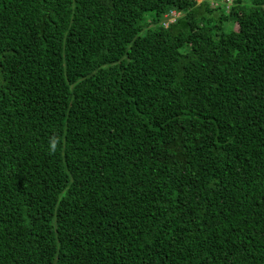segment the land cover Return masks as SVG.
Wrapping results in <instances>:
<instances>
[{
  "label": "trees",
  "instance_id": "16d2710c",
  "mask_svg": "<svg viewBox=\"0 0 264 264\" xmlns=\"http://www.w3.org/2000/svg\"><path fill=\"white\" fill-rule=\"evenodd\" d=\"M214 1L0 0V264H264V0Z\"/></svg>",
  "mask_w": 264,
  "mask_h": 264
},
{
  "label": "rangeland",
  "instance_id": "374dc122",
  "mask_svg": "<svg viewBox=\"0 0 264 264\" xmlns=\"http://www.w3.org/2000/svg\"><path fill=\"white\" fill-rule=\"evenodd\" d=\"M211 1L213 2L214 0H211ZM214 2H215V3L218 2L219 4L222 5L223 8H225L226 6L228 7V6L231 4V2L229 3V1H227V0H217V1L215 0ZM244 5H245V6H249V5H251V2H250L249 0H244ZM149 15H150L149 13H146V14H145V19H146ZM142 21H144V20H142ZM143 23H144V22H143ZM141 24H142V22H141ZM147 26H148V25H144V29H146Z\"/></svg>",
  "mask_w": 264,
  "mask_h": 264
},
{
  "label": "built area",
  "instance_id": "2783aa9c",
  "mask_svg": "<svg viewBox=\"0 0 264 264\" xmlns=\"http://www.w3.org/2000/svg\"><path fill=\"white\" fill-rule=\"evenodd\" d=\"M177 16V12L171 11L170 14L166 16V21L163 24L166 26L168 22L173 21Z\"/></svg>",
  "mask_w": 264,
  "mask_h": 264
},
{
  "label": "clouds",
  "instance_id": "9594fccd",
  "mask_svg": "<svg viewBox=\"0 0 264 264\" xmlns=\"http://www.w3.org/2000/svg\"><path fill=\"white\" fill-rule=\"evenodd\" d=\"M55 147H56V141L53 139V140H50L49 141V150L50 151H54L55 150Z\"/></svg>",
  "mask_w": 264,
  "mask_h": 264
}]
</instances>
